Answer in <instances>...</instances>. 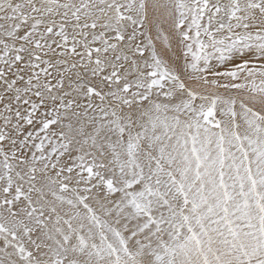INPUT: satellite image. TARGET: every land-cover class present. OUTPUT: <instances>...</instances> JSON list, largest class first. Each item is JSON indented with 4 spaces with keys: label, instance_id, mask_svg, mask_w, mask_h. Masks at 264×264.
Here are the masks:
<instances>
[{
    "label": "snow or ice",
    "instance_id": "6c2138e0",
    "mask_svg": "<svg viewBox=\"0 0 264 264\" xmlns=\"http://www.w3.org/2000/svg\"><path fill=\"white\" fill-rule=\"evenodd\" d=\"M0 264H264V0H0Z\"/></svg>",
    "mask_w": 264,
    "mask_h": 264
}]
</instances>
